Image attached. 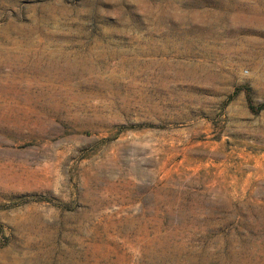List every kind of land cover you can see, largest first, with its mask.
<instances>
[{
  "label": "rangeland",
  "instance_id": "rangeland-1",
  "mask_svg": "<svg viewBox=\"0 0 264 264\" xmlns=\"http://www.w3.org/2000/svg\"><path fill=\"white\" fill-rule=\"evenodd\" d=\"M264 0H0V264H264Z\"/></svg>",
  "mask_w": 264,
  "mask_h": 264
},
{
  "label": "trees",
  "instance_id": "trees-1",
  "mask_svg": "<svg viewBox=\"0 0 264 264\" xmlns=\"http://www.w3.org/2000/svg\"><path fill=\"white\" fill-rule=\"evenodd\" d=\"M243 91L247 95L248 107L253 113L259 114L261 111L264 110V101L256 104L252 96L251 88L248 85H241L234 88L232 94L230 95V99H233Z\"/></svg>",
  "mask_w": 264,
  "mask_h": 264
}]
</instances>
